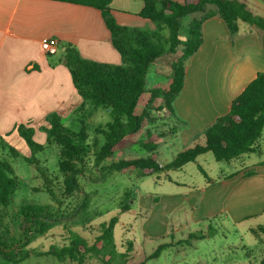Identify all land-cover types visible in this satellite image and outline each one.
<instances>
[{
	"label": "rangeland",
	"instance_id": "rangeland-1",
	"mask_svg": "<svg viewBox=\"0 0 264 264\" xmlns=\"http://www.w3.org/2000/svg\"><path fill=\"white\" fill-rule=\"evenodd\" d=\"M188 21L189 18L182 19L181 25L185 26ZM184 37L181 31L180 38ZM180 55L181 49H178L175 56ZM175 56L156 60L153 69L151 67L148 71L146 89L167 87L168 60ZM49 59L53 64H58L60 55L50 56ZM148 98L147 93L142 95L136 114L142 112ZM80 104L81 101L74 105L71 116H61V124L67 130L76 133L83 128L86 134L84 144L87 145V154L84 163L77 166L80 171L77 175L78 188L71 193L65 191V176L58 170L59 147L47 142L44 131L47 124L44 121L32 127L33 142L43 147L41 151L31 156L24 141L14 136L0 150V161L11 166L17 179L15 194L0 225L4 238L7 240L21 235L19 223L22 219L18 211L22 205L43 206L45 213L53 219L45 221L48 227L44 234L29 235L26 246L20 248L15 262L0 259V264H67L49 255L50 248L67 245L73 234L92 245L102 225H107L112 218L116 221L112 231L113 248L104 251H111L116 256L126 255L121 260L116 258L115 264H138L158 244L177 242L194 231L213 235L192 242L189 246L170 247L146 264H259L264 259V235L256 237L250 231L264 225V216L244 220V210L235 213L222 199L216 204L209 203V198L216 196V191L206 188L210 186L207 180L210 184L217 183L222 176L240 173L244 169V161L216 162L208 152L179 170L150 175L137 170L122 173L107 170L110 164L118 160L148 156L164 165L194 144L175 137L177 125L174 116L164 110L150 113L140 132L131 138L133 145L115 152L96 167L94 156L103 143L97 129L109 122L108 111L102 108L94 110L86 105L77 112ZM159 104L157 100L154 105L157 107ZM147 130L152 135L160 136L155 139L153 151L139 144L148 143ZM26 158L30 159V163ZM83 201L85 207L81 208ZM125 205L128 210L121 212ZM101 245L99 242L97 249L100 250ZM85 264L101 263L90 256Z\"/></svg>",
	"mask_w": 264,
	"mask_h": 264
},
{
	"label": "trees",
	"instance_id": "trees-1",
	"mask_svg": "<svg viewBox=\"0 0 264 264\" xmlns=\"http://www.w3.org/2000/svg\"><path fill=\"white\" fill-rule=\"evenodd\" d=\"M73 5L89 7L100 12L105 28L109 32L113 49L120 57L118 65L99 63L80 57L69 44L64 45L61 52L64 66L68 70L72 85L81 104L77 112L86 105L92 109L102 108L108 111L109 122L97 129L103 139L102 145L94 156L97 167L106 159L133 145L132 137L143 128L153 111H166L174 116L173 103L178 97L185 79L187 61L196 53L202 44V25L212 18L218 17L225 24L228 33L233 36L238 31V23L264 31V18L253 16L243 3L236 0H140L143 7L139 16L154 25L153 30H144L119 25L113 15L110 4L112 0H50ZM199 15V17H195ZM189 18L185 26L181 20ZM181 31L184 39L180 38ZM181 49V55L175 56ZM175 56L168 60L170 82L165 89H146V79L149 69L161 57ZM144 93L149 95L140 114L135 110ZM160 104L155 107L156 101ZM75 109V110H76ZM44 128L47 142L59 147L58 170L64 174V187L67 193L78 188V165L84 163L87 145L84 144L86 134L83 128L79 132H70L61 124V117L52 113L45 118ZM264 131V72H259L255 78L237 95L230 104L229 111L217 118L215 122L201 134V142L179 152L170 163L161 165L152 156L131 160H118L107 167L109 171L129 172L140 171L145 175L156 172L179 170L187 163L195 162L196 158L205 153H211L216 162L230 163L244 154L256 151L257 142ZM16 132L24 141L30 155L43 149L33 142L34 130L20 125ZM147 142L139 143L149 151L155 149V139L146 131ZM9 151L17 156L12 148ZM30 163V159H25ZM202 174H205L201 170ZM102 176V175H101ZM17 188V179L11 166L0 161V225L7 214L8 207ZM85 207L83 201L80 205ZM128 210L127 205L121 212ZM18 214L21 237L5 239L0 230V259L15 262L21 247L26 246L30 234L42 235L47 230L45 221H52L45 213V208L39 205L25 204L19 208ZM112 218L107 225H102L95 243H88L73 234L69 243L61 248H50L48 254L59 262L67 264H85L90 256L96 257L101 264H115V259L121 260L126 255L116 256L113 248ZM258 237L264 235V225L251 230ZM210 232L194 231L174 243L158 244L154 250L145 256L138 264L156 259L160 254L173 246L186 245L211 237ZM101 242V249L97 244ZM259 264H264L262 259Z\"/></svg>",
	"mask_w": 264,
	"mask_h": 264
},
{
	"label": "crops",
	"instance_id": "crops-1",
	"mask_svg": "<svg viewBox=\"0 0 264 264\" xmlns=\"http://www.w3.org/2000/svg\"><path fill=\"white\" fill-rule=\"evenodd\" d=\"M236 1L253 16L264 18V0ZM142 7L140 0H112L110 4L119 25L153 30L151 22L138 15ZM47 38L58 41V64L49 61L41 49ZM66 44L83 59L120 63L99 11L50 0H0V150L9 138L19 137L20 125L32 128L52 113L72 115L80 97L62 59ZM259 72H264V31L239 22L237 33L231 36L218 17L206 20L202 44L186 63L184 84L173 103L175 137L201 142V134L229 111L232 100ZM167 79L168 85L170 74ZM237 160L244 161L240 173L222 176L217 183L207 180L210 186L206 188L216 191L209 203L222 199L235 213L244 210V220L262 217L264 131L256 151Z\"/></svg>",
	"mask_w": 264,
	"mask_h": 264
},
{
	"label": "built area",
	"instance_id": "built-area-1",
	"mask_svg": "<svg viewBox=\"0 0 264 264\" xmlns=\"http://www.w3.org/2000/svg\"><path fill=\"white\" fill-rule=\"evenodd\" d=\"M41 49L47 56H54L59 52L58 41L54 38L43 39Z\"/></svg>",
	"mask_w": 264,
	"mask_h": 264
}]
</instances>
